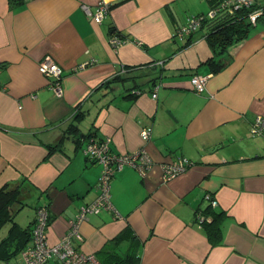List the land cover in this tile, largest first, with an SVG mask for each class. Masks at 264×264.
Here are the masks:
<instances>
[{
  "label": "crops",
  "instance_id": "obj_1",
  "mask_svg": "<svg viewBox=\"0 0 264 264\" xmlns=\"http://www.w3.org/2000/svg\"><path fill=\"white\" fill-rule=\"evenodd\" d=\"M98 1L0 0V189L27 186L23 197L50 204L54 243L98 196L101 167L83 153L85 135L97 152L144 150L151 168L113 175L112 213L86 212L76 247L103 264L128 227L131 264H264V136L254 132L264 116V7L256 2V22L215 55L204 23L179 35L214 0H109L100 24L83 9ZM120 35L127 43L116 50ZM46 57L61 68L60 96L39 71ZM195 75L208 77L203 92ZM182 158L192 165L165 182L162 164Z\"/></svg>",
  "mask_w": 264,
  "mask_h": 264
},
{
  "label": "built area",
  "instance_id": "obj_2",
  "mask_svg": "<svg viewBox=\"0 0 264 264\" xmlns=\"http://www.w3.org/2000/svg\"><path fill=\"white\" fill-rule=\"evenodd\" d=\"M254 4V0L221 1L216 6L212 7L206 15H198L193 19H190L187 23V26L184 27L182 31L179 30V35L180 37H183L187 34L196 32L201 24H203L207 19H215L227 9L229 12H233L239 8L251 9ZM110 7L111 4L109 0H99L94 9L88 5H83V9L86 11L87 15L98 24H100L107 13H109ZM260 14L261 10L254 8L253 11L248 15L249 20L251 22H256ZM126 43V40L116 36L112 37L110 42L112 47L116 50L118 47L123 46ZM39 71L41 74L47 76L51 80L48 89L53 90L57 96H60L61 90L59 89V80L61 77V68L49 57H46L39 64ZM207 78V76L201 75L193 76L191 79L193 88L197 92H203L205 90ZM156 97L157 93L154 92L153 98ZM254 132L264 136V116L257 118ZM149 134L150 131L142 132L143 139L147 140ZM93 143L95 142H92L86 148L84 147L83 151L86 154L93 152L99 158H101V155H105L101 159L102 163L105 165V171L102 175V179L100 180L101 189L99 190L101 191V194H99L98 198L93 201V203L82 207V210L84 211L83 214L80 212L77 214L76 218L70 219L68 221V230L59 239V242L56 245H52L48 242V207L46 205H39L36 210L32 242L19 255L18 264H101V262L93 253H85L81 248L74 245V241H78L80 244H83L85 241V238L81 232V225L85 218V213L90 212L91 210H93V212H99L100 208L112 211V205L109 201V185L113 175L119 171L114 170L115 168L122 169L125 167H131L137 169L141 176H145L147 171L151 168L152 163L144 150H141L140 152L124 154L110 153L106 155V153L109 151L102 150V148H100L102 150L101 152L92 150ZM191 165L192 162L186 158H182L175 162H167L162 164L163 180L165 182L173 180L177 176L185 173ZM210 196V194L206 196L207 200H211L212 204L217 205V201L211 199ZM198 218L200 221L205 220L203 217Z\"/></svg>",
  "mask_w": 264,
  "mask_h": 264
},
{
  "label": "trees",
  "instance_id": "obj_3",
  "mask_svg": "<svg viewBox=\"0 0 264 264\" xmlns=\"http://www.w3.org/2000/svg\"><path fill=\"white\" fill-rule=\"evenodd\" d=\"M214 1L216 2V4H214L212 7L225 0ZM253 9L254 7L251 9L239 8L237 10H234L233 12H229V10L227 9L215 19H207L204 22V26L208 31L207 38L211 44L212 52L215 55L222 54L228 49L230 45H233L236 41L243 37L244 34H246L247 30L252 25L248 15L253 11ZM191 35V33L187 34V36ZM120 36L122 39L124 38L122 35ZM212 59L214 58H210V60ZM60 147L61 144H58L57 146L51 145L50 153L57 151V149H59ZM22 186L23 185L17 186L15 188L3 187L0 189V231L4 227H8L5 235L0 238V262L8 263L10 259L12 260V258L15 257L18 261L19 255L32 242V233L35 225L36 210L39 205H37V201L34 207V214L27 225L22 226L21 224H19L16 219L17 213L21 210L25 203H27V200L31 197L32 194L31 193L28 197H23L24 191L22 188H25L27 186ZM28 186H31L30 189H35L31 184H28ZM97 188L99 196V194H101V191L99 190L101 189V183L99 182V180ZM98 196L95 197L93 201H95ZM93 201L90 203H93ZM89 204L86 205L88 206ZM40 205H46L48 207L49 229L50 223L53 221L52 214L50 213V204L43 202ZM105 210L106 209L103 208L99 209L100 212ZM84 222L85 220H83L82 223ZM131 234L132 233L130 228L127 227L122 230L117 236H115L111 242L107 243L105 249L106 251L104 253L107 254L111 250L112 252L110 256L103 260V264H131L135 262L136 259L134 258V254L132 252V245H135V238ZM123 240L124 242L122 243ZM121 245H126V249L122 250ZM116 248H118L119 251Z\"/></svg>",
  "mask_w": 264,
  "mask_h": 264
},
{
  "label": "rangeland",
  "instance_id": "obj_4",
  "mask_svg": "<svg viewBox=\"0 0 264 264\" xmlns=\"http://www.w3.org/2000/svg\"><path fill=\"white\" fill-rule=\"evenodd\" d=\"M255 2H257L258 4H260V5H262V6H264V0H254ZM210 11V10H209ZM204 12H206V11H204ZM205 14H207V13H205ZM191 15H193V14H191ZM192 85V84H191ZM193 87V86H192ZM87 123V121H84V123H83V125H85ZM85 137L87 138V139H83V142H87L88 144H91L94 140H96L97 138H93V137H90V135H85ZM82 150H83V147H82ZM82 150L80 149V151H81V153H82ZM83 153H84V151H83ZM110 153H112V152H107L106 153V155L107 154H110ZM85 154V156L86 157H88V158H90V159H92V161L93 162H95L96 164H98L100 167H101V173H100V177H99V182H100V180L102 179V175H103V173H104V171H105V165L102 163V158H103V156H105V155H101V158H99L96 154H94L93 152H90V153H84ZM98 166V167H99ZM131 168V167H130ZM134 169V168H133ZM114 170H121V169H119V168H115ZM135 171L139 174V172L137 171V169H135ZM139 176H140V174H139ZM45 199H43V200H41L40 201V203H42L43 201H44ZM36 202H37V199H36V197H34V196H32V197H30L28 200H27V203H25V205L21 208V210L17 213V216H16V219H17V221L19 222V224H21L22 226H25V225H27V223L30 221V219L32 218V216H33V214H34V207H35V205H36ZM84 213V211L83 210H81V214H83ZM80 214V215H81ZM79 215V216H80ZM199 217H203L204 219L205 218H207V217H205V216H199ZM218 219V218H217ZM216 219V220H217ZM7 228L8 227H4L0 232V238L3 236V235H5V232L7 231ZM83 235V234H82ZM84 236V235H83ZM85 238V237H84ZM48 242L50 243V244H52V245H56L58 242H59V240L57 241V242H54V243H52V242H50V240H49V238H48ZM124 242V240L122 241V243ZM17 259H16V257L15 258H12V260L10 259L9 260V262L8 263H10V264H17V261H16Z\"/></svg>",
  "mask_w": 264,
  "mask_h": 264
},
{
  "label": "clouds",
  "instance_id": "obj_5",
  "mask_svg": "<svg viewBox=\"0 0 264 264\" xmlns=\"http://www.w3.org/2000/svg\"><path fill=\"white\" fill-rule=\"evenodd\" d=\"M255 4H256V2H255ZM255 4H254V5H255ZM253 7H254V8H258L259 10H261V6H260V5H258V4H256V5H255V6H253ZM253 7H252V8H253ZM263 7H264V6H263Z\"/></svg>",
  "mask_w": 264,
  "mask_h": 264
},
{
  "label": "water",
  "instance_id": "obj_6",
  "mask_svg": "<svg viewBox=\"0 0 264 264\" xmlns=\"http://www.w3.org/2000/svg\"><path fill=\"white\" fill-rule=\"evenodd\" d=\"M82 207H83V206H82ZM82 207H80V208H79V211H78V213H80V212H81V210H82Z\"/></svg>",
  "mask_w": 264,
  "mask_h": 264
}]
</instances>
